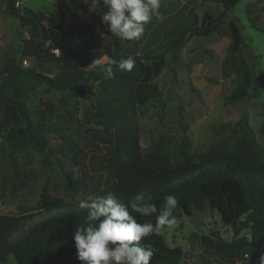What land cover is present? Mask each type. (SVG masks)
<instances>
[{"label":"rangeland","instance_id":"rangeland-1","mask_svg":"<svg viewBox=\"0 0 264 264\" xmlns=\"http://www.w3.org/2000/svg\"><path fill=\"white\" fill-rule=\"evenodd\" d=\"M7 6L0 2V85L9 57L22 64L27 61L28 70L55 74L68 68L63 57L76 51L79 41L84 57H70L69 64L100 78L108 77L105 66L115 58L140 56L150 68L148 79L139 86L148 99L125 126L138 129L145 157L167 156L173 167L181 168L199 163L205 153L249 150L264 162V85L256 92V79L264 84V0H240L228 15L222 14L218 0H161V18L153 17L134 41L112 36L90 2L78 9L74 0H15L19 15L38 16L35 27H22ZM206 12L218 26L209 36H201L198 30ZM50 18L65 35L58 47L50 40ZM91 26L95 37L85 33ZM231 26L242 34L239 52L233 50ZM246 80L248 94L236 99ZM21 86L26 95L18 101L31 112L34 126L46 129L48 146L42 153L30 148L12 156L1 141L0 214L38 212L42 196L72 208L89 195L100 194L107 187L111 146L105 141L95 100L51 111L46 104L59 105L67 90L56 92L30 76H22ZM142 196L149 201L148 194ZM176 218V225L162 234L171 248L182 250L180 264H229L228 244L235 238L251 239L250 230L235 237L232 227L207 205L192 215L180 210ZM245 253L238 251L234 264H250ZM9 263L16 264L12 256Z\"/></svg>","mask_w":264,"mask_h":264},{"label":"trees","instance_id":"trees-1","mask_svg":"<svg viewBox=\"0 0 264 264\" xmlns=\"http://www.w3.org/2000/svg\"><path fill=\"white\" fill-rule=\"evenodd\" d=\"M2 1L8 3V14L20 19L22 27L39 25L37 15L18 14L15 0ZM74 1L78 9L90 2L95 4L101 16L106 11L102 0ZM239 1L218 0L223 9L222 14L231 13ZM49 21L53 26L50 40L54 47H58L64 43L65 35L58 23L51 18ZM217 26L218 20L206 12L198 31L201 36H209L216 31ZM94 31V26H91L85 33L95 37ZM230 31L233 50L239 52L244 43L242 34L235 26H231ZM84 54L83 45L79 41L77 50L63 57L68 68L55 74L28 70L14 56L7 59L3 67L4 79L0 85V144L5 141L12 156L30 148L42 153L48 146L46 129L35 127L31 112L18 101L26 95V90L21 86L22 76L33 77L59 93L68 91L59 105L46 104V108L51 111L66 110L78 105L80 101L95 100V111L104 129L105 141L111 146L107 187L95 196L112 193L120 203L127 205L137 195L146 193L150 197L149 202L155 203L159 209L163 207V197L174 194L179 201L174 210L176 217L180 210L192 215L193 210H201L207 205L221 215L225 225L232 227L235 237L243 230L251 231L250 240L235 238L228 244L232 260L229 264L237 261L238 251H246L250 264H264V162L249 150H239L233 154L205 153L199 163L181 168L173 167L167 156L158 159L145 157L138 129L125 126V122L133 118L137 106L146 103L148 99L139 91V86L143 80L148 79L150 68L140 56H122L114 60L132 57L135 60L133 70L115 71L112 78H100L94 72L77 70L69 64L70 57L82 59ZM256 81L258 92L264 84L258 79ZM248 84L249 80H246L236 99L248 94ZM79 204L68 208L69 205L60 199L42 196L38 212L18 216L0 214V264H10L9 256L14 258L16 264H82L77 258L73 237L77 226L85 223L88 209L80 208ZM132 215L140 223L156 222L155 215ZM18 234L20 236L16 237ZM206 241L212 243L209 239ZM149 242L158 250L150 264L181 263L182 250L171 248L163 234L140 243Z\"/></svg>","mask_w":264,"mask_h":264},{"label":"clouds","instance_id":"clouds-1","mask_svg":"<svg viewBox=\"0 0 264 264\" xmlns=\"http://www.w3.org/2000/svg\"><path fill=\"white\" fill-rule=\"evenodd\" d=\"M102 5L106 9L102 12V23L112 36L124 41L139 40L145 25L153 17L161 18V0H102ZM134 66L135 60L128 57L112 61L105 71L112 78L115 71L131 72ZM178 203L174 194L165 195L159 209L141 195L127 205L112 193L89 195L79 204L88 213L85 223L79 224L74 232L77 258L82 264H150L158 250L150 242H140L176 225L174 210ZM132 213L141 217L155 215L156 222L140 223Z\"/></svg>","mask_w":264,"mask_h":264},{"label":"built area","instance_id":"built-area-1","mask_svg":"<svg viewBox=\"0 0 264 264\" xmlns=\"http://www.w3.org/2000/svg\"><path fill=\"white\" fill-rule=\"evenodd\" d=\"M54 53L57 54V55H59V53H60L59 49H56V50L54 51ZM23 67H24V68H29V67H31V65H30L27 61H25V62L23 63Z\"/></svg>","mask_w":264,"mask_h":264}]
</instances>
